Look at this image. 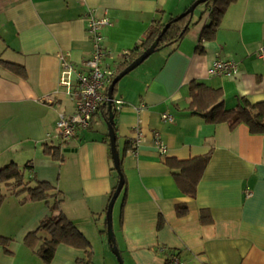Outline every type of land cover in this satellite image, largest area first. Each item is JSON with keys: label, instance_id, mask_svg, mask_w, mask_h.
I'll return each instance as SVG.
<instances>
[{"label": "crops", "instance_id": "crops-1", "mask_svg": "<svg viewBox=\"0 0 264 264\" xmlns=\"http://www.w3.org/2000/svg\"><path fill=\"white\" fill-rule=\"evenodd\" d=\"M195 1L0 0V169L14 163L24 168L27 187L46 182L53 188L47 201L32 202L0 183V264H44L36 251L48 236L40 233L34 250L25 247V238L59 213L89 242L91 257L60 244L51 264H94L96 244L104 245L106 208L119 179L106 121L94 114L90 126L68 142L59 141L56 128L59 114L75 110L74 91L58 85V55L78 68L90 57L86 17L109 21L101 31L111 52L105 65L116 72L153 22L165 24ZM196 9L177 43L158 49L117 83L114 99L123 107L114 129L125 184L111 222L124 264H165L173 257L184 264H264V134L192 114L189 94L196 82L221 90L226 110L242 100L264 102V62L257 56L264 45V0L231 3L211 40L201 35L209 11ZM215 60L235 62L237 75L208 76ZM7 64L23 68L24 76ZM164 114L173 122L164 121ZM136 130L143 140L132 153L128 142ZM155 132L165 155L154 146ZM45 146L57 148L62 159L45 154ZM203 156L208 161L189 197L173 177L179 171L165 161ZM56 196L61 204L53 211ZM177 206L186 207L184 215L176 214Z\"/></svg>", "mask_w": 264, "mask_h": 264}, {"label": "trees", "instance_id": "trees-1", "mask_svg": "<svg viewBox=\"0 0 264 264\" xmlns=\"http://www.w3.org/2000/svg\"><path fill=\"white\" fill-rule=\"evenodd\" d=\"M235 1L236 0H208L201 4L209 11L210 15V23L205 27L201 34L203 38L211 40L214 37L215 31L218 28L221 18L224 15L227 7ZM191 19V15H185L183 17H180L179 15L175 18H171L167 22L169 23V26L161 36L156 51L162 47L177 43L188 31L191 24ZM165 24L159 22L158 20L153 22V24L147 30L145 38L124 56V60L117 67L115 76L154 43L155 39L161 34ZM6 66L17 75L24 76L25 74L23 68L19 66L12 64H7ZM116 87L117 85L113 90V99L116 93ZM189 94L191 98L190 110L192 114L200 115L205 120L212 123L226 122L230 128H234L239 124H245L249 127V131L251 133L264 134V102L251 105L247 101L242 100V103L236 108L226 110L221 99V90L212 89L205 86L204 84L196 82L190 84ZM116 112L117 111L114 108V104L112 103L109 109L107 102L98 106L95 114L99 113L105 121H107L110 115L113 116L114 129V117ZM128 143L130 144V142ZM128 143L126 144L127 148H129ZM44 152L52 158L58 160L62 159L57 148L45 146ZM207 161L208 156H203L181 162L167 159L165 163L172 170L179 171L178 174L173 175L179 189L189 197H194L196 193V185L202 175ZM28 167V164L25 165V168ZM23 169L24 168H19L14 163L1 168L0 183L6 184V186L10 187L14 191V195L27 193L29 198L28 200L32 202L47 201V199L51 197V192L53 191L52 186L46 182H36L33 187H27L28 183L24 181ZM115 188L116 185L113 187L109 197V202L115 191ZM4 198V195H0V206ZM60 204L61 199L56 196V200L52 204L51 209L53 211H58ZM185 212V206L176 207V214L178 216L184 215ZM103 232H106L104 228L102 230V233ZM40 233H45L48 236L47 239H43L41 245L36 251L37 255L44 264H51L55 250L60 244L82 249L86 252V254H88V258L91 257V246L89 242L62 213H59V215L43 221L35 232L28 234L25 238V247L34 250L38 242L41 241L40 236H38ZM0 241L2 242L1 238ZM109 244L112 247L111 241ZM80 263L90 264L89 261L78 262V264ZM165 264H172V262L171 260H167Z\"/></svg>", "mask_w": 264, "mask_h": 264}, {"label": "built area", "instance_id": "built-area-1", "mask_svg": "<svg viewBox=\"0 0 264 264\" xmlns=\"http://www.w3.org/2000/svg\"><path fill=\"white\" fill-rule=\"evenodd\" d=\"M109 25L106 18L88 16L85 20L86 33L92 44L89 58L81 68L76 67L63 54L58 55L60 72L58 85L64 87L68 93H75V110L72 115L59 114L56 123L57 138L61 142H68L78 131L87 129L98 106L108 102L107 90L115 77V71L105 65V59L111 56L110 50L104 44L102 28ZM258 58L264 62V45L257 52ZM238 73V66L231 60H215L207 69V75L211 77L232 78ZM112 103L116 111L123 107L121 100L113 99ZM162 119L173 122L171 116L164 114ZM143 140V134L136 130V136L130 141L132 153ZM153 143L159 154L165 155L166 146L158 132L153 133ZM172 264H184L173 257ZM84 264V263H80Z\"/></svg>", "mask_w": 264, "mask_h": 264}, {"label": "water", "instance_id": "water-1", "mask_svg": "<svg viewBox=\"0 0 264 264\" xmlns=\"http://www.w3.org/2000/svg\"><path fill=\"white\" fill-rule=\"evenodd\" d=\"M208 0H196L193 2L181 15L180 17H183L185 15H193L194 10L201 4L205 3ZM169 23H166L163 27L161 34L155 39L154 43L147 48L141 55H139L135 60H133L129 65H127L122 71H120L112 80L110 83L108 90H107V97H108V105L109 109L113 101V90L117 83L127 74H129L131 71L136 69L139 65H141L149 56H151L157 48V45L159 43V40L161 36L164 34L166 29L168 28ZM107 129H108V139H109V145H110V154L111 159L113 162V166L115 170L118 173L119 179L118 183L116 185L115 191L111 197V200L108 204L107 211H106V232L109 242H112V251L117 256L118 264H123L121 256L119 254V251L117 250L115 246V242L113 240V232H112V210L113 206L115 204V201L117 200L118 196L120 195L122 188L124 186V178L123 174L120 169V158L119 153L116 147V138H115V132L113 129V116H109L106 121Z\"/></svg>", "mask_w": 264, "mask_h": 264}, {"label": "rangeland", "instance_id": "rangeland-1", "mask_svg": "<svg viewBox=\"0 0 264 264\" xmlns=\"http://www.w3.org/2000/svg\"><path fill=\"white\" fill-rule=\"evenodd\" d=\"M202 6L203 5H199L198 6V8L196 9V14L198 13V11L200 10V8ZM178 15H180V14H178ZM117 210L118 209L115 208V211H114V214H115L114 219H115V221L117 219V213H118ZM102 240H103L102 242L104 244V245H102V247L100 245H98V244H96V246H95L94 250H96V252L95 251L93 252V259L95 257H96V259H95L94 264H109V262H108L109 259L111 260L112 264H118L117 256L114 254V252L112 251V248L109 245V240H108V237H107V233L104 236H102ZM94 253H95V255H94ZM121 258H122V256H121ZM122 262L124 264L123 258H122ZM53 263H55V259H54Z\"/></svg>", "mask_w": 264, "mask_h": 264}]
</instances>
